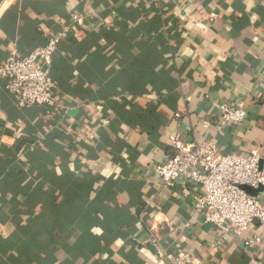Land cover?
Listing matches in <instances>:
<instances>
[{"label":"crops","instance_id":"obj_1","mask_svg":"<svg viewBox=\"0 0 264 264\" xmlns=\"http://www.w3.org/2000/svg\"><path fill=\"white\" fill-rule=\"evenodd\" d=\"M66 27L63 106L21 109L0 78V264H264V224L221 235L198 187L155 172L173 141L256 149L264 171V0H0V64Z\"/></svg>","mask_w":264,"mask_h":264},{"label":"built area","instance_id":"obj_2","mask_svg":"<svg viewBox=\"0 0 264 264\" xmlns=\"http://www.w3.org/2000/svg\"><path fill=\"white\" fill-rule=\"evenodd\" d=\"M81 20L78 16L73 17L74 22ZM68 30L66 27L53 35L45 46L36 49L27 58L12 55L0 64V78L7 80L5 88L19 108L54 106L58 103L63 106L57 99L58 87L51 69ZM218 116V130L223 131L230 125L235 127L244 123L247 110L243 103H237L235 107L223 104L218 109ZM175 117L178 119L180 115ZM172 145L173 156L159 163L155 172L165 187L182 182L188 187L199 188L193 199L206 224L221 235L236 229L239 236L253 222L264 224V200L242 189L244 186L255 190L264 187V171L258 150L253 149L246 156L237 153L220 155L213 143L184 145L173 141ZM151 202L146 203L151 205ZM151 241L158 243L154 236ZM262 242L263 239L257 236L246 244ZM164 260L168 264L192 263L188 254L165 253Z\"/></svg>","mask_w":264,"mask_h":264},{"label":"water","instance_id":"obj_3","mask_svg":"<svg viewBox=\"0 0 264 264\" xmlns=\"http://www.w3.org/2000/svg\"><path fill=\"white\" fill-rule=\"evenodd\" d=\"M242 189L247 193V194H249V195H251V196H259L260 195V193L261 192H263V190H264V187H260L259 189H252V188H250V187H246V186H244V187H242Z\"/></svg>","mask_w":264,"mask_h":264}]
</instances>
